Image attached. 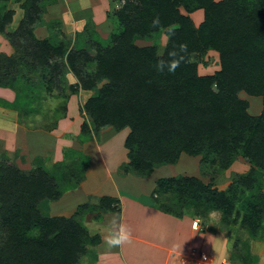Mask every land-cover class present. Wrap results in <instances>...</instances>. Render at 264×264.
<instances>
[{
    "label": "rangeland",
    "instance_id": "1",
    "mask_svg": "<svg viewBox=\"0 0 264 264\" xmlns=\"http://www.w3.org/2000/svg\"><path fill=\"white\" fill-rule=\"evenodd\" d=\"M25 3L0 1V16L11 15L5 32H0V165H12L25 174L46 172L65 193L76 190L88 173L83 188L94 196L82 199L75 209L81 211L77 221L84 235L71 260L90 264L89 258L97 254L104 245L103 238L115 228V219L121 218L120 201L116 200L115 207V199L99 192V188L110 178L105 164L112 153L119 160L123 155L122 166L128 163L124 140L129 131L92 125L84 105L97 96L106 81L85 90L78 75L86 78L96 73L98 51L113 48L112 37L123 31L118 13L136 1L38 0L34 14ZM197 11L187 14L180 8L195 28L203 21L202 16L195 15ZM38 42H48L63 55L52 54L48 63L37 64L31 55ZM167 44L168 37L163 33L134 42L139 48L155 47L157 56L163 54ZM68 56L74 57L73 67ZM190 61L198 76H213L220 71L219 54L213 50L191 54ZM239 98L246 101L250 116L260 115L262 98L245 93H239ZM203 159L201 155L182 153L175 164L159 166L145 176H133L140 195L118 192L116 199L135 200L177 222L184 221L191 243L180 256L181 264H264V218L256 223L250 216V203L264 195V172L240 155L225 169L210 166ZM180 177L196 180L202 187L196 182H169ZM62 196L42 201L38 205L42 215L72 217L74 213H59L64 209L63 201L54 212L46 205L58 202ZM247 218L251 224L246 223ZM193 222L198 223L194 229ZM2 235L0 231V238ZM208 236L215 242L213 251Z\"/></svg>",
    "mask_w": 264,
    "mask_h": 264
},
{
    "label": "trees",
    "instance_id": "2",
    "mask_svg": "<svg viewBox=\"0 0 264 264\" xmlns=\"http://www.w3.org/2000/svg\"><path fill=\"white\" fill-rule=\"evenodd\" d=\"M25 1L34 14L38 0ZM134 1L118 13L123 31L112 37L113 48L98 51L96 73L86 78L77 74L85 90L106 81L84 111L97 129L129 131L124 140L129 161L123 173L145 176L154 168L175 164L182 153L201 155L203 162L221 169L240 155L264 172V0ZM180 8L187 14L202 10V23L195 28ZM10 21L9 13L0 16V32ZM162 33L168 44L160 56L155 47L134 45L136 39ZM36 47L31 56L40 65L52 54L63 55L48 42ZM209 50L219 54L220 71L198 76L190 55ZM73 59L68 56L72 67ZM239 93L262 98L259 116L247 113ZM169 182L202 187L188 178ZM56 184L46 172L25 174L12 165H0V264H75L71 257L84 235L77 221L80 209L70 218H49L38 208L42 201L57 200L66 192ZM256 199L250 203V216L257 223L264 218V195Z\"/></svg>",
    "mask_w": 264,
    "mask_h": 264
},
{
    "label": "crops",
    "instance_id": "3",
    "mask_svg": "<svg viewBox=\"0 0 264 264\" xmlns=\"http://www.w3.org/2000/svg\"><path fill=\"white\" fill-rule=\"evenodd\" d=\"M195 15L203 17V12L198 10ZM124 162L123 155L119 160L118 156L116 157L114 153L111 154V159L107 162L109 164H105L106 169L110 170V178L104 180V185L99 188V192H106L112 199H115V207L118 205L117 201H120L121 218L117 221L115 219V228L121 224L124 225L130 233V238L123 245L115 247H109L103 238L104 245L99 248L97 254L89 258L90 264H181L180 256L185 252L187 245L191 243L190 235L184 229L185 222H177L158 211L146 208L145 205L135 200L124 197L116 199L118 192L130 195H136V192L141 193L139 183L132 180V175L120 174L123 173L122 164ZM98 170L99 168L96 169V173ZM86 177L76 190L65 193L56 203L46 204L49 205V210L57 211V208L61 206L58 203L63 201L65 206L59 213L66 215L70 212L71 214L81 205L82 199L85 201L90 196L93 197L94 195H88L89 192L83 188L88 181ZM212 236H208V243L211 244L210 247L213 251L215 242L214 236Z\"/></svg>",
    "mask_w": 264,
    "mask_h": 264
},
{
    "label": "clouds",
    "instance_id": "4",
    "mask_svg": "<svg viewBox=\"0 0 264 264\" xmlns=\"http://www.w3.org/2000/svg\"><path fill=\"white\" fill-rule=\"evenodd\" d=\"M154 23H159L158 19L154 20ZM178 66V62L171 65V70H174ZM115 223V222H114ZM130 238V233L127 231L124 225H119L116 228L109 230L108 235L105 237L106 244L109 247L120 246L126 243Z\"/></svg>",
    "mask_w": 264,
    "mask_h": 264
},
{
    "label": "built area",
    "instance_id": "5",
    "mask_svg": "<svg viewBox=\"0 0 264 264\" xmlns=\"http://www.w3.org/2000/svg\"><path fill=\"white\" fill-rule=\"evenodd\" d=\"M197 226H198V223L197 222H193L192 228H196ZM223 264H225V263H223Z\"/></svg>",
    "mask_w": 264,
    "mask_h": 264
}]
</instances>
